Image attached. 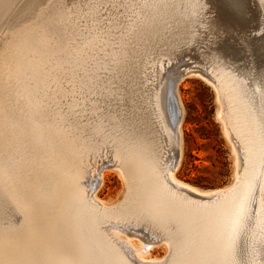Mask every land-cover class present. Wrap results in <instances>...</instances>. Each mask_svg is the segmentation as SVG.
<instances>
[{"label": "bare ground", "instance_id": "bare-ground-1", "mask_svg": "<svg viewBox=\"0 0 264 264\" xmlns=\"http://www.w3.org/2000/svg\"><path fill=\"white\" fill-rule=\"evenodd\" d=\"M40 1L36 0L34 6L25 10L10 13L0 7V34L4 33L5 36L3 39L0 37V80L4 81V95L0 99V261L25 259L40 264H263L264 84L263 91L254 92L245 82L244 76L250 73L251 66L264 65V0H238L235 4L231 0H207L215 17L213 33L203 45L207 53L203 58L209 61V74L212 73L218 96H223L228 108L223 113L218 107L217 118L231 143L237 168L233 183L215 189H200L176 177L182 158L180 126L184 112L177 85L186 76H202L187 71L188 65L178 66L174 63L167 68L165 66L145 87L137 85V82L130 83V89L124 92L127 103H137L144 99L147 101L146 115H154L157 123L166 130L171 149L168 156L161 151L152 133L133 131L125 136L118 135L105 127L103 119L93 120L88 125L87 122L82 124V136L73 134L68 127L70 124L58 127L42 122L37 114L40 105L38 101L41 99L37 100L34 92L36 80L33 81L34 65L31 62V53L36 44V21H29ZM160 1L163 5L175 2ZM98 66L101 68L102 65ZM260 75L264 79L263 69ZM202 77L207 80V77ZM10 78L15 81L14 94H9L7 83ZM145 92H148L146 96ZM114 125L116 128L120 124L118 122ZM133 149L138 151L136 155L132 154ZM129 150L130 155L127 156ZM243 156L248 157L253 168L240 177L239 162ZM108 157L110 160H106ZM111 161L120 167L131 162L138 174L159 173V179L153 183L157 195L152 205L145 210L146 223L143 226L152 228L153 233L163 234L166 237L162 239L167 242V227L170 225L181 228L185 236L184 243L175 253L171 251L164 262H144L148 258L151 244L140 239L139 244L134 245L131 239L135 234L126 233L121 236L122 228L118 227V223L121 220L123 222V218L118 216L128 205L127 198L119 208L110 209L104 206L102 199H88L91 195L97 197L96 191L102 183L103 174L112 167L108 164ZM129 173L126 171L128 179ZM253 201L254 210L251 208ZM137 213L139 215L140 212ZM129 215L126 219L134 216L131 220L138 224L137 215L133 212ZM146 233L145 238L148 235ZM169 246L171 248L172 243Z\"/></svg>", "mask_w": 264, "mask_h": 264}, {"label": "rangeland", "instance_id": "rangeland-1", "mask_svg": "<svg viewBox=\"0 0 264 264\" xmlns=\"http://www.w3.org/2000/svg\"><path fill=\"white\" fill-rule=\"evenodd\" d=\"M174 1L175 2L172 4L163 5L159 0H116L115 4L112 0H41L34 11L37 14L34 13L29 17V21H36V44L34 51L31 53V62L32 65H34V67L32 66L33 81L36 80L37 82H34V87L36 89L34 92L36 99H41L38 101L40 105L37 114L42 122L46 124H55L58 127L70 124L68 127L72 129V133L79 136H82V124H86L87 122L88 125L93 123V120L100 119H103V122L106 123L105 127L110 132H115L118 135L122 134L125 136L133 131L152 133L153 137L159 142L162 148L161 151H164L166 156H168L171 154V149L168 144L166 130L163 129L159 122L157 123L158 120L154 115L151 117L146 115L148 110L147 101L144 99L143 101L138 100L137 103L134 101H129V103H127L124 92L128 88L130 89V83L137 82V85L145 87L156 78L158 71L165 66V68H167L168 65L174 63L175 65L178 64V66L188 65L187 71L197 72L207 77V80L202 76L200 78V75L192 74L182 78L177 85L179 99L184 112L182 114L180 126L182 158L176 170V177L200 189L221 188L233 183L237 168L235 166V158L231 143L224 133L220 119L217 118L218 107L223 113L228 108L227 105H225V101H223V96H221V94L218 96V90L214 86L215 80L212 73L209 74V61H205L203 58L207 56L203 45L210 39L213 33L212 23L214 22L213 19L215 16L211 12L207 0ZM61 4H66L67 7H58ZM100 4H108L107 7H104L106 10L102 9L103 7L97 6ZM85 8L91 11L93 10L92 12L95 13L89 10L86 11ZM178 9L180 10L178 11ZM99 10H102L101 12L103 14L99 12ZM65 11L68 13L66 14ZM106 11L109 12L106 13ZM113 12L116 19L114 14L111 15ZM172 12L175 13L172 14ZM46 17L48 19H45ZM107 17L109 19H107ZM134 17L138 19H132ZM58 20L60 21L58 22ZM114 21H116V23H114ZM172 23L176 25L174 26ZM0 37L3 39V37H5L4 33L0 34ZM70 43L71 46H68ZM71 48L72 50H70ZM151 48L154 50H151ZM167 48L170 50H167ZM48 50L50 51L48 52ZM83 53L87 54L89 57L91 54L92 57L89 58ZM157 55H159V59L157 57L155 58ZM136 56L138 58H135ZM144 57H146V59ZM180 58L183 59L182 61H184V63ZM179 60L181 64H179ZM92 61H98L100 64L98 62L93 63ZM126 61L128 64H126ZM185 61L187 63H185ZM58 63L60 65H58ZM98 65H102L105 68H102V66L100 68ZM262 69L264 70V65H258L257 67L251 66L250 73L244 76L246 79H244L245 82L254 92L257 90L263 91L264 79H262L263 76L260 75ZM124 70H127V72ZM129 71L131 74H129ZM73 73H78L80 76L87 77L91 86L81 91L78 78L76 79L75 87L71 86L66 77L70 79L74 78ZM114 73H117V76ZM119 73H121V75ZM12 78H10V82L7 83L9 86V94H14L15 92V81ZM115 80H118V82H115ZM3 83L4 81L0 80V99H2L4 95ZM55 85H57L58 88ZM87 94L88 96H86ZM147 94L148 92L144 93L145 96ZM39 111H41L42 114ZM44 111H46V113ZM47 113L49 115H47ZM99 113L100 115H98ZM112 116H116V118ZM50 118H52V120H50ZM118 122L120 125L114 128L116 125H114V123ZM154 147L155 142L152 148L154 149ZM135 149H137V147ZM126 153H129L127 156L130 155V150ZM137 153L138 151L135 152L133 149L132 154L136 155ZM106 160H110V157ZM112 163L116 164L115 161L108 162L112 167L105 170L102 183L96 191L97 197H93L90 194L91 196L90 198L88 197V199L90 201H92L93 198L96 201L102 199L105 202L104 206L110 209V207L119 208L120 204L127 198L128 205L122 209L120 212L121 215L119 214L118 216H122L121 218H123V222L121 220L120 223H122H118V227L120 229L122 228L121 236H124L126 233L135 234L131 239L134 245H138V240L140 239L145 240L147 244H151L152 247L147 253L148 258H146L144 262L154 260L164 262L166 256L171 251L175 253L176 250L179 249V246L184 243L185 236H183L181 228H174L173 225L167 227L169 229L167 239L172 243V247L170 248V243L162 239L166 236L157 232L156 235V233H153L154 231L152 228L148 229L149 226H143L144 222L146 223L145 210L152 205L157 195L154 191L155 185L153 183H155V179H159V173L149 175L147 172H142V174H138V171L133 168L131 162L124 165L122 164V166L126 168L115 166ZM239 164L238 175H240V177H243L247 170L253 168L252 163L246 156L241 157ZM126 171L131 172L129 173V179L127 178ZM140 178L143 179V181ZM91 186H94V182H92ZM138 192L141 193L139 194ZM147 192L148 194L151 193V195H148ZM251 203V208L254 210L255 202L253 201ZM136 211L141 214L139 213L138 215ZM130 212H133L135 216L137 215V219L139 218L138 224L133 223L131 220L134 216L126 219L127 216H130ZM19 217L20 216L17 215L18 219ZM137 219L135 220L138 221ZM140 219H144V221ZM127 220H131L132 222ZM138 226L141 227V229ZM142 226L144 228H142ZM145 228L146 230H144ZM145 231H149L150 233H146ZM142 232H145L146 235L148 234V238H145V233ZM174 244L176 245L175 248H173ZM138 259L140 260V258Z\"/></svg>", "mask_w": 264, "mask_h": 264}, {"label": "snow or ice", "instance_id": "snow-or-ice-1", "mask_svg": "<svg viewBox=\"0 0 264 264\" xmlns=\"http://www.w3.org/2000/svg\"><path fill=\"white\" fill-rule=\"evenodd\" d=\"M112 2L115 4L116 0H112ZM232 3H237L238 0H231ZM36 3V0H0V7L4 8L7 12H13L16 10H25L28 7L34 6ZM98 7H107L108 4H100L97 5ZM118 6V5H117ZM58 7L64 8L67 7L66 4H61ZM74 78H67L68 83L72 86H75L76 79L79 80V88L81 91H83L86 87H90L88 80L84 76H80L78 73H73ZM0 264H40L38 261L34 260H13V261H0Z\"/></svg>", "mask_w": 264, "mask_h": 264}]
</instances>
